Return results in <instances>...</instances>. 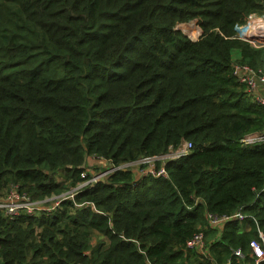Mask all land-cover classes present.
Listing matches in <instances>:
<instances>
[{
	"label": "trees",
	"instance_id": "obj_1",
	"mask_svg": "<svg viewBox=\"0 0 264 264\" xmlns=\"http://www.w3.org/2000/svg\"><path fill=\"white\" fill-rule=\"evenodd\" d=\"M263 12L260 0H0V190L41 201L82 181L89 157L117 167L192 145L167 177L118 169L52 211H0V264L251 261L264 142L241 140L264 133V106L233 66L261 68L264 47L235 26ZM188 22L197 40L177 28ZM237 210L221 229L205 217ZM199 230L206 255L185 247Z\"/></svg>",
	"mask_w": 264,
	"mask_h": 264
},
{
	"label": "built area",
	"instance_id": "obj_2",
	"mask_svg": "<svg viewBox=\"0 0 264 264\" xmlns=\"http://www.w3.org/2000/svg\"><path fill=\"white\" fill-rule=\"evenodd\" d=\"M260 1L264 8V0ZM195 27L198 28V33L194 39H192L185 31V34H187L191 40H197L201 34L200 28L196 25ZM235 37L249 43L253 47H264V12L262 14L251 13L246 17L242 24L236 25ZM233 74L236 75L237 80L240 83L246 85L247 92L252 96L253 100L259 105L264 106V96L256 83L257 81L261 84L264 83V60L261 68L258 69H253L246 65H234ZM254 142H264V133H250L244 136L241 140L243 145L252 144ZM191 149L192 145L189 141H182L176 148L169 147L163 154L140 157L134 162H129L117 167L108 165L104 160L94 158L98 160L101 165L100 173L91 175L90 178H86L87 168H85V172L81 173L82 181L78 182L75 187L59 196H52L41 201L33 200L28 193L21 191L15 185H10L8 188L0 190V211L10 219L19 216L21 213L36 215L39 214L40 211H52L56 206H58L60 201L66 200L67 198L72 199L73 196L83 187L105 180L107 174L118 169H133L135 172V179L146 175L167 177L165 164L168 161H174L188 156L191 154ZM157 161L161 162L158 168L155 167V162ZM52 201H55V206L53 205L50 209L48 208L49 206H41L43 203L49 205ZM82 205H86V203L84 202L77 206L80 207ZM90 206L94 208L92 204H90ZM94 211L98 212L95 208ZM205 217L211 228L221 229L225 223L232 220L241 221L246 216L244 213L237 210L231 214L224 215L206 213ZM255 226L257 239L255 238L250 240L248 244V256L251 261L245 264H264V230L260 229L256 222ZM185 247L189 250V252L204 253V255H206L207 250L204 232L199 230L193 233V235L186 241ZM230 251L231 255L237 260L242 261L245 259V255L241 248H232ZM229 263L230 261L226 262V264Z\"/></svg>",
	"mask_w": 264,
	"mask_h": 264
},
{
	"label": "rangeland",
	"instance_id": "obj_3",
	"mask_svg": "<svg viewBox=\"0 0 264 264\" xmlns=\"http://www.w3.org/2000/svg\"><path fill=\"white\" fill-rule=\"evenodd\" d=\"M192 23H193V25H195L194 22H188V23H184L181 25H177V28L181 29L184 33L186 31L188 35H189V33H192L193 35H195V33H194L195 30H192L190 28V27H193L192 25H190ZM191 37H192V39L194 38V36H192V35H191ZM234 56H235V54H234ZM85 163L87 165L86 168L89 170L90 173H92V175H96L100 172L101 165H100L98 160L90 157V158L86 159ZM53 205L55 206V201L50 202L49 205H46V203H43L41 206H49L48 208L50 209Z\"/></svg>",
	"mask_w": 264,
	"mask_h": 264
},
{
	"label": "water",
	"instance_id": "obj_4",
	"mask_svg": "<svg viewBox=\"0 0 264 264\" xmlns=\"http://www.w3.org/2000/svg\"><path fill=\"white\" fill-rule=\"evenodd\" d=\"M256 83H257V86H258V88L260 89L262 95L264 96V83L261 84V83H259L258 81H257Z\"/></svg>",
	"mask_w": 264,
	"mask_h": 264
},
{
	"label": "bare ground",
	"instance_id": "obj_5",
	"mask_svg": "<svg viewBox=\"0 0 264 264\" xmlns=\"http://www.w3.org/2000/svg\"><path fill=\"white\" fill-rule=\"evenodd\" d=\"M190 28H191L192 30H195V31H194L195 35H193L192 33H189V36L191 37V35H192V36H194V38H195L196 35H197V33H198V29L195 28V27H190ZM191 38H192V37H191ZM194 38H193V39H194Z\"/></svg>",
	"mask_w": 264,
	"mask_h": 264
}]
</instances>
